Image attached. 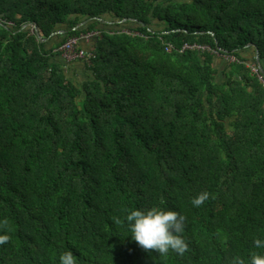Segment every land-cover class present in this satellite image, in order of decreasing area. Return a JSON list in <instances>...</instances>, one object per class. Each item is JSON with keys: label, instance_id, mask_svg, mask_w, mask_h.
<instances>
[{"label": "trees", "instance_id": "trees-1", "mask_svg": "<svg viewBox=\"0 0 264 264\" xmlns=\"http://www.w3.org/2000/svg\"><path fill=\"white\" fill-rule=\"evenodd\" d=\"M92 32L93 76L78 83L57 50ZM257 52L264 68V0H0V264L264 253ZM153 206L185 217L183 255L145 250L116 223Z\"/></svg>", "mask_w": 264, "mask_h": 264}, {"label": "clouds", "instance_id": "clouds-1", "mask_svg": "<svg viewBox=\"0 0 264 264\" xmlns=\"http://www.w3.org/2000/svg\"><path fill=\"white\" fill-rule=\"evenodd\" d=\"M206 195L204 193L193 198L192 204L201 205ZM184 221L185 217L174 210L153 206L146 209H131L127 211L123 221L117 219L116 223H125L127 227L125 237H130L143 249L166 256L170 250L180 255L187 250L188 245L181 235ZM8 239V235H0V244H5ZM253 244L257 249H264L262 238H255ZM59 264H78V262L71 250H68L59 255ZM231 264H264V253L251 252L247 261L240 256H234Z\"/></svg>", "mask_w": 264, "mask_h": 264}, {"label": "built area", "instance_id": "built-area-1", "mask_svg": "<svg viewBox=\"0 0 264 264\" xmlns=\"http://www.w3.org/2000/svg\"><path fill=\"white\" fill-rule=\"evenodd\" d=\"M97 36H99L98 32H92L88 34H83L79 37H72L68 41H66L64 45L60 47L57 51L61 53L64 60H69V61L85 60L87 62H90L93 58H95L94 53L92 51H87L81 48L80 45H81V42H90ZM186 49H194V50H199V51H206V50L211 51L209 47L199 46V45H194V46L187 45L185 47V50ZM213 53L218 54L216 51H213ZM224 57L230 62H238L236 57H233V56H224ZM249 66L251 67L254 73L258 74V78L260 79V81L263 83V86H264V73L261 71L258 62L249 64Z\"/></svg>", "mask_w": 264, "mask_h": 264}, {"label": "crops", "instance_id": "crops-1", "mask_svg": "<svg viewBox=\"0 0 264 264\" xmlns=\"http://www.w3.org/2000/svg\"><path fill=\"white\" fill-rule=\"evenodd\" d=\"M94 45H95V42L93 40L90 42H81V47L87 51L92 50ZM56 60H58L62 64V66L64 67V71L66 73H68L69 76L70 75H72V76H74V75L80 76L81 75V76H84V78H82L83 80H86L87 78H89V77L91 78L93 76L92 71L88 69L85 61H83V60L69 61V60H64V58L62 56L56 57ZM75 78L78 79V81L82 80V79H79L77 77H75Z\"/></svg>", "mask_w": 264, "mask_h": 264}, {"label": "water", "instance_id": "water-1", "mask_svg": "<svg viewBox=\"0 0 264 264\" xmlns=\"http://www.w3.org/2000/svg\"><path fill=\"white\" fill-rule=\"evenodd\" d=\"M38 35L40 36V33H38ZM249 46H251V45H249ZM257 62L259 64V66H260L261 71L264 73V68L262 67L261 62H260V59H259V52H257Z\"/></svg>", "mask_w": 264, "mask_h": 264}, {"label": "rangeland", "instance_id": "rangeland-1", "mask_svg": "<svg viewBox=\"0 0 264 264\" xmlns=\"http://www.w3.org/2000/svg\"><path fill=\"white\" fill-rule=\"evenodd\" d=\"M223 59H224V58H223ZM224 60H225V59H224ZM70 76H71L72 78H74L73 80H75V81L78 82V83H80V82L83 80L82 78H84V76H81V75H80V76H78V75H76V76H75V75H74V76L70 75ZM75 77H77V78H79V79H82V80H79V81H78V79H76Z\"/></svg>", "mask_w": 264, "mask_h": 264}]
</instances>
